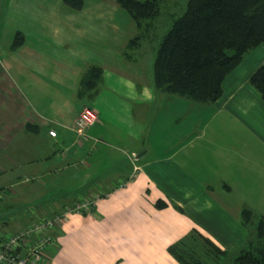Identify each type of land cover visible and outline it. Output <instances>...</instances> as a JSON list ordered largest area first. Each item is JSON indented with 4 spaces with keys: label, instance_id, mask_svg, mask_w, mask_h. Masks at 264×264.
I'll use <instances>...</instances> for the list:
<instances>
[{
    "label": "crops",
    "instance_id": "crops-1",
    "mask_svg": "<svg viewBox=\"0 0 264 264\" xmlns=\"http://www.w3.org/2000/svg\"><path fill=\"white\" fill-rule=\"evenodd\" d=\"M48 1H4L13 15L0 22V212L23 201L18 215L26 218L24 226L33 220L30 208L57 210L80 195L99 194L96 214H69L57 228L43 264H180L166 245L183 238L189 244V233L208 237L224 256L246 244L253 220L242 222L239 212L249 208L254 218L264 217V159L240 158L207 127L211 120L219 126L239 119L244 132L256 133L258 121L264 123V102L248 82L264 60V46H252L229 69L208 112V101L198 105L155 89L151 70L143 76L132 66L134 56H120L121 45L108 42L96 20L107 12L97 9L86 16L90 22H64L58 29L45 11ZM109 28L119 30L114 21ZM16 31L22 41L10 48ZM89 64L100 65L99 82L91 97L77 96ZM247 101L257 109L245 110ZM88 105L97 119L76 139L69 126ZM129 173L134 177L104 194ZM158 198L165 202L159 207ZM7 220L0 215V232ZM77 241L92 261L72 257Z\"/></svg>",
    "mask_w": 264,
    "mask_h": 264
},
{
    "label": "trees",
    "instance_id": "trees-1",
    "mask_svg": "<svg viewBox=\"0 0 264 264\" xmlns=\"http://www.w3.org/2000/svg\"><path fill=\"white\" fill-rule=\"evenodd\" d=\"M135 22L136 33L128 38L120 50L132 59L129 51L152 35L156 38V17L160 14V0H115ZM71 9H78L82 0H62ZM184 9L175 16H167L168 28L159 36L151 61V79L155 89L175 93L192 101H212L221 92L220 82L240 58L258 42H264V0H186ZM150 30V31H149ZM154 33H153V31ZM16 31L10 48L22 41ZM78 79L75 94L91 97L101 75V67L89 64ZM264 102V60L248 76ZM36 125L26 123V128ZM165 202L156 199V206ZM242 222L251 219L249 208L239 212ZM253 237L237 249L228 264H264V217L253 224ZM167 245V251L180 264H206L204 255H223L224 250L204 235L189 233ZM185 246L183 249L182 247ZM185 251L186 253H184Z\"/></svg>",
    "mask_w": 264,
    "mask_h": 264
},
{
    "label": "rangeland",
    "instance_id": "rangeland-1",
    "mask_svg": "<svg viewBox=\"0 0 264 264\" xmlns=\"http://www.w3.org/2000/svg\"><path fill=\"white\" fill-rule=\"evenodd\" d=\"M4 1L5 0H1L2 4L0 7V22L7 21L8 18L12 17L13 15L7 10V6L4 5L5 3ZM185 1L186 0H160L159 1L160 14L156 17L155 28L153 29L155 31L156 38L153 37L152 39H149V40L147 39L145 41H140V46L138 48H133L132 50L129 51V54L132 57L134 56L136 59L135 64L132 66L133 67L135 66V68H138L141 71H143V76L146 75L147 71H149L150 73V70H151L150 64L154 56L153 52L157 44L156 41L159 38V36L165 32V30L168 28V25H169V20L167 19V16L171 14H174L175 16L179 15V13H181V11L185 7L184 6ZM97 9L104 10L105 12L108 13L105 15V17L101 19L99 18L96 20L101 22V27L104 28V32L107 34L108 42L110 40L113 43L114 41H117V43H119L118 47L119 45H121L119 47V52H120L121 48L123 47V43H124L123 42L122 44H120L121 43L120 41L121 40L125 41L128 37H132V35L136 31V27H135L134 20L131 19L127 11L123 9L120 5H118L115 0H83L82 6L78 9H74V8L71 9L70 7L66 6L62 2V0H49L48 3L46 4V10L44 8V10L47 13H50L51 16L54 17V19L56 20L55 24L58 29H60L61 26L64 25V22L72 23V24L74 23V25H79L84 21L90 22V19L86 20V16L90 15V13H93ZM9 20L13 22L14 18H10ZM96 20H93V21L96 22ZM110 21H114L115 25L119 27V30L117 31V33H113L110 30L109 28ZM17 24L20 25L18 21H17ZM257 45L263 47L264 42H258ZM112 46H114L113 48L115 51L118 49V48H115L114 44H112ZM251 49L252 48L248 49L247 52L250 51ZM109 50L110 52L114 51L111 48H109L108 51ZM120 56L122 55L120 54ZM0 58L4 61V58L2 57ZM195 102L198 103V105H201L200 103L202 101L195 100L194 103ZM208 102H209L208 104H210L208 108V112H210L213 107L212 101H208ZM244 108L245 110L254 111V109H257V104L252 103L251 101H247L244 104ZM233 109L234 111L239 113L237 109L235 108ZM195 110L198 112H202L203 114L206 113L204 109H200L199 107H195L194 111ZM220 112L225 113L223 109ZM239 121H240L239 119L238 121L232 120L231 122L226 120V124L222 123L219 126H217L213 124L211 120L209 123L210 125L207 127V129L209 127L215 128V130H217L216 135L221 136L220 144L226 145L228 147H231L230 145H233L237 155L240 158L247 159V160H256L258 158L264 159V141L262 139V137L264 138V123L258 121L259 123L256 125L258 128L257 132L251 133V132H244L245 127L243 126V128H240L242 124H240ZM212 138H213L214 145H219L217 143L218 140L216 136H213L212 134ZM233 147H231V149ZM210 161L212 160H209V163ZM113 191H115V189H108L104 192V194H107L108 192L111 193ZM76 192L78 191L69 192V193L74 194ZM25 205L26 203H23V201L21 203L13 202L6 209L5 208L3 209L4 212L6 211V214L4 212L3 213L0 212V215H3L8 218L7 224L4 225V231H10L13 229L21 228L26 218L20 217L18 213L21 211L22 207ZM30 206L33 207L34 204ZM1 209L2 208H0V210ZM251 217H252L251 219L253 220L251 224L253 228V224L257 221V218H254L253 216ZM162 230H165V228H163ZM159 232L160 231H156L157 241L160 240V236H161V233ZM252 237H253V233L251 234V237L249 238H252ZM80 238L83 240V236H81ZM248 239L246 241H248ZM76 240L77 238L75 237V241ZM76 244H77V247L76 245H74L72 249L73 250L72 257L79 260L80 263H88L92 261L87 255L88 253L84 248L83 242L77 241ZM244 245L245 244L241 246L237 245L236 247L228 248L227 255L225 256L224 255L214 256V254L204 255L202 251L200 252L197 251V253L198 255H200L199 258L203 259V261L206 264H228L231 261L232 257L236 254L237 249ZM184 247L185 246H183L182 248L185 249L186 247L185 248ZM183 252L186 253L185 251ZM166 254L172 256L170 253H168V251L166 252ZM172 257L173 259H175L174 256Z\"/></svg>",
    "mask_w": 264,
    "mask_h": 264
},
{
    "label": "built area",
    "instance_id": "built-area-1",
    "mask_svg": "<svg viewBox=\"0 0 264 264\" xmlns=\"http://www.w3.org/2000/svg\"><path fill=\"white\" fill-rule=\"evenodd\" d=\"M69 129L75 134L76 139L84 138L85 128L94 122L97 117L94 108L84 106L73 117ZM49 135L54 136L55 131L48 130ZM135 170V166L133 167ZM134 177L129 173L126 178L117 180L111 184L110 189H116L124 185ZM99 194L80 195L72 199L68 204L55 210L45 204L42 213L31 209L33 220L22 228L14 231L0 232V264H43L49 257V252L55 244L54 232L68 218L69 214H96L94 206Z\"/></svg>",
    "mask_w": 264,
    "mask_h": 264
}]
</instances>
